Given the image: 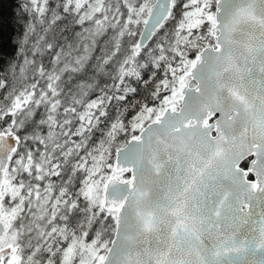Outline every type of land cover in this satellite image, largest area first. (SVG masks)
<instances>
[{
	"label": "snow or ice",
	"instance_id": "snow-or-ice-1",
	"mask_svg": "<svg viewBox=\"0 0 264 264\" xmlns=\"http://www.w3.org/2000/svg\"><path fill=\"white\" fill-rule=\"evenodd\" d=\"M0 0V264H264V0Z\"/></svg>",
	"mask_w": 264,
	"mask_h": 264
},
{
	"label": "trees",
	"instance_id": "trees-1",
	"mask_svg": "<svg viewBox=\"0 0 264 264\" xmlns=\"http://www.w3.org/2000/svg\"><path fill=\"white\" fill-rule=\"evenodd\" d=\"M12 7H14V0H11L10 4L5 5V11L6 12L10 11Z\"/></svg>",
	"mask_w": 264,
	"mask_h": 264
}]
</instances>
